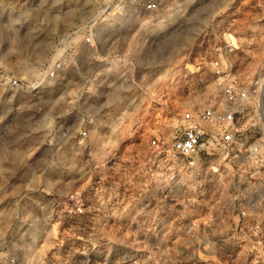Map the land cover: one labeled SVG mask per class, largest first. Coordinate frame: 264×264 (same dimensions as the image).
Returning a JSON list of instances; mask_svg holds the SVG:
<instances>
[{
  "label": "rangeland",
  "instance_id": "374dc122",
  "mask_svg": "<svg viewBox=\"0 0 264 264\" xmlns=\"http://www.w3.org/2000/svg\"><path fill=\"white\" fill-rule=\"evenodd\" d=\"M103 1L0 0V252L14 264H264V240L233 237L219 181L147 164L156 132L219 99L221 53L264 120V0Z\"/></svg>",
  "mask_w": 264,
  "mask_h": 264
},
{
  "label": "built area",
  "instance_id": "2783aa9c",
  "mask_svg": "<svg viewBox=\"0 0 264 264\" xmlns=\"http://www.w3.org/2000/svg\"><path fill=\"white\" fill-rule=\"evenodd\" d=\"M113 0H104L109 6ZM115 1V0H114ZM155 2L145 4L147 10H156ZM106 7L100 14L107 11ZM84 46L98 48L99 36L96 31L84 30ZM229 51L237 45L227 43ZM60 68L63 60L55 59ZM212 74L220 86V97L201 107L183 110L175 119V128L170 136L156 132L148 142L147 164L149 171L161 166L167 167L171 174L196 179L201 172L219 181L217 188L230 197V208L235 216L233 222L236 237L243 241L264 240V120H252L260 110L253 111L250 90L240 83L235 68L223 53L210 61ZM57 75L56 70L49 72L50 77ZM9 82L18 86L17 79ZM262 78H257L254 89L259 97L263 93ZM254 112V115L251 113ZM87 136V130H80ZM76 213H83L82 206ZM194 225V223H193ZM207 239L208 235L203 234ZM254 245V244H252ZM256 248V245H254ZM4 264H14L8 254L0 252Z\"/></svg>",
  "mask_w": 264,
  "mask_h": 264
},
{
  "label": "crops",
  "instance_id": "0c3cea01",
  "mask_svg": "<svg viewBox=\"0 0 264 264\" xmlns=\"http://www.w3.org/2000/svg\"><path fill=\"white\" fill-rule=\"evenodd\" d=\"M239 48V45L237 44V49Z\"/></svg>",
  "mask_w": 264,
  "mask_h": 264
}]
</instances>
